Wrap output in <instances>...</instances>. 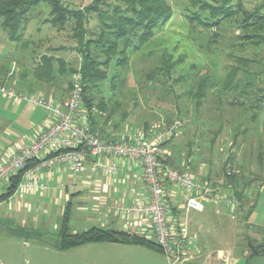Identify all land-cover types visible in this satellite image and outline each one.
Masks as SVG:
<instances>
[{
    "label": "rangeland",
    "instance_id": "374dc122",
    "mask_svg": "<svg viewBox=\"0 0 264 264\" xmlns=\"http://www.w3.org/2000/svg\"><path fill=\"white\" fill-rule=\"evenodd\" d=\"M62 1L69 2L70 5L83 6L89 0ZM107 1L112 2L113 0ZM167 2L171 9L170 20L159 27L145 45L128 54L127 65L123 67L122 71L126 77L125 86L115 89V93L112 94L108 89L109 84L106 78L103 80L95 78L96 85L92 95L95 98V103L103 99L106 108L118 106L113 109L111 120L113 118L114 120L111 125L120 120L121 113L126 114L121 126L110 128L111 125H109L107 131L114 138L132 136L143 131L142 128L145 126H150L149 130L160 129L161 127H156L158 123L179 119L176 116V111L179 110V114L182 115V118L179 119L182 125L179 134L171 140L174 143L175 156L183 159L186 153L191 154V158L195 162L199 161L200 165H204L212 171L209 176L212 180H216L219 176L221 177L222 162L229 154L228 147L231 141L229 134H233L234 127L239 122L243 129L247 128L248 113L241 109L239 111L241 117L233 116L234 110L231 107L225 103L218 105L215 95L217 90L209 93L204 106L195 109L192 102L189 101L188 92L193 90L194 81L204 73L222 78L226 73L227 64L233 61L234 55L248 57L252 54L253 48L247 47L238 51L236 44L239 41H236L232 35L233 27L224 31L218 30L220 36L217 38V42L211 43L209 40L214 29L204 30L196 22H190L188 15L192 14L193 9L188 10L187 0H167ZM260 2L261 0H245V6L252 9L258 6ZM47 13L48 10L45 5H37L33 18L21 33L20 41L10 40L7 33L0 28V75L3 73L6 78V74L9 73L7 80L5 79L6 85H14L22 76L27 75L29 69L43 53L49 52L60 57L67 66L76 67L79 65L80 55L74 49L75 43L71 37V30L68 26L64 29L52 27L43 20L48 16ZM97 23L96 16H90L88 27L95 30ZM199 41L201 45H199ZM135 43L133 42V45ZM172 49L174 57L185 53V58L184 63L174 68L170 77L166 79L163 75H159L156 70L160 64L162 52L164 50L169 52ZM191 63L194 64L193 72L188 70ZM110 72L120 73L121 69L109 67L107 73L110 74ZM55 81L54 86L58 89V93L62 92L67 78L64 76ZM15 89L18 90L17 87ZM19 91L26 93L22 88ZM2 95L0 92V97ZM1 98L5 99L6 97L4 95ZM17 102V104L40 108L46 112L42 107L35 106L28 101L19 100ZM213 114H215L214 119L221 118L222 123L219 124L215 120L210 121V116ZM21 120L26 127V114L21 117ZM40 121V119L35 118L31 122L32 129H39L43 123V120ZM16 123H20V120L16 119ZM236 143L238 146L231 148L230 151L235 152V160L243 165L248 174L246 170L249 157L247 133L241 134ZM191 149L194 150L193 153ZM189 166V171L196 172L191 165ZM202 174L200 175L202 176ZM6 186L5 182L0 185V194L5 191ZM258 193L254 197L256 205L251 212H255L256 220L261 221L264 219V186L259 189ZM58 196V189H52L41 200L36 196L34 197V202L37 204L35 209L37 210L32 212L38 215L42 221V223L35 225L29 219L32 212L30 205L26 202V197H20L18 193L12 199L0 201V258L5 264H28V261L30 264H69L73 262L72 257L68 255L56 257V255L43 253L38 245L40 240H52L57 237L54 223L59 222L58 213L63 202ZM27 210H30L31 213ZM84 213L78 212L73 213V215L83 216ZM88 214L98 215L97 212L91 210ZM202 217L206 223L204 227L198 225ZM187 220L191 228L198 233L199 241L204 242L205 255H202V258H187L186 260L181 258L180 261L169 263L166 256L159 252L161 255L160 259L157 257L159 264H163L162 262H165L164 264H215L217 251L221 250L227 256L235 257L240 253L238 245L241 244V248L245 249L247 239H252L251 233H253V237L260 239H252L256 243L261 242L264 237L262 233L251 231L245 225L228 216L223 218L215 215L209 205H205L200 211H190L187 214ZM70 225L72 229L78 231L82 229L77 219L72 218ZM17 227L38 229L41 233L25 235L14 231ZM24 254L26 259H24ZM208 254L214 257L207 260Z\"/></svg>",
    "mask_w": 264,
    "mask_h": 264
},
{
    "label": "trees",
    "instance_id": "16d2710c",
    "mask_svg": "<svg viewBox=\"0 0 264 264\" xmlns=\"http://www.w3.org/2000/svg\"><path fill=\"white\" fill-rule=\"evenodd\" d=\"M187 1L188 10L193 9L192 14L188 15L190 22H196L204 30L214 29L209 40L211 43L217 42V38L220 36L218 30L224 31L229 27H233L232 35L236 41H239L236 44L238 51H242L247 47L253 48L252 54L248 57L234 55L233 61L227 64L226 73L222 78H218L216 75L212 76L209 73H204L198 77L194 81L193 90L188 92L189 101L197 109L204 106L209 93L217 90L215 95L218 105L225 103L234 110L233 116L238 117H241V113H239L241 109L244 112L247 111L246 113L250 110L252 117L254 108L261 107L264 102V0H261L259 5L252 9L245 6V0ZM41 4L45 5L48 10V16L43 19L44 21L52 27H56V29H64L68 26L71 30V37L75 43L74 49L80 55V63L76 67L67 66L60 57H56L49 52L43 53L30 70L31 80L33 83L38 81L56 82L57 78L65 76L67 82L64 89L69 92L72 74L80 70L82 74L80 109L88 113L87 126L104 139H119L111 137L110 132L107 131L114 120V118L111 120L113 109L118 106L106 108L103 99L95 103V98L92 95L93 88L96 85L94 79L100 78L99 80H103L106 78L109 84L108 89L112 94L115 93V89L125 86L126 77L122 71L123 67L127 65L128 54L145 45L153 37L155 31L170 20L171 9L167 0H113L112 2L89 0L83 6L70 5L69 2L66 3L62 0H0V28L7 33L10 40L20 41L23 29L33 18L37 5ZM92 15L96 16L98 22L95 30L88 27V20ZM133 42H136L135 45H133ZM199 45H201L200 41ZM173 49L169 52L167 50L162 52L160 64L156 70L159 75H163L166 79L170 77V73L174 68L184 63L185 53L178 54L175 58ZM109 67L120 68L121 72H118L119 74L116 72L108 74L107 68ZM193 69L194 64L191 63L188 70L193 72ZM24 76H22L23 80L20 79L12 86L17 87L18 91L22 88L27 93ZM4 79L2 73L0 83ZM176 114L179 119L182 118L179 110L176 111ZM125 116L124 112L121 113L120 120L115 121L110 128L121 126ZM214 116L215 114L210 116V121L215 120L219 124L222 123L221 118L214 119ZM218 117L220 116L218 115ZM171 122L167 120L166 123H158L156 127H162ZM149 128L150 126H145L142 130L146 131ZM219 129H221V126H219ZM246 133L247 128L243 129L242 124L239 122L234 127L233 134H229L231 136L228 147L229 154L222 162L221 176L225 175L228 164L236 166L237 171L226 176L223 188L236 196L238 220L249 227L246 220L254 204L251 200L253 198L251 192H249V187L255 177L245 172L243 165L235 160V152L230 151L231 148L238 146L236 143L238 137ZM123 138L127 139L128 137ZM171 140L166 142L165 146ZM192 151L194 150L191 149ZM189 157L191 158V154L186 153L180 162L178 158L177 160L172 155L167 154L161 162L163 165L175 168L180 172L190 173L191 171L187 169V165L190 164L187 161ZM257 159L260 169L264 170L263 158L259 156ZM34 163L35 160L30 161L24 169L10 177L7 192L0 195V199H6L14 192L22 179L24 170ZM201 179L212 181L209 175ZM261 181L260 183H264V178ZM68 223L69 216L66 211L57 232L58 242L56 247L60 250L70 249L88 242L111 240L140 244L161 251L154 240L139 235L128 234L123 231L114 232L101 227H91L82 232L71 233ZM14 231L25 235L41 233L38 229L27 227H17ZM250 240L252 243H256L254 240ZM246 248L247 246H245ZM258 254L264 256L263 240L259 242Z\"/></svg>",
    "mask_w": 264,
    "mask_h": 264
},
{
    "label": "crops",
    "instance_id": "0c3cea01",
    "mask_svg": "<svg viewBox=\"0 0 264 264\" xmlns=\"http://www.w3.org/2000/svg\"><path fill=\"white\" fill-rule=\"evenodd\" d=\"M27 75L24 79L26 82V90L28 91L26 94L49 96L55 101H61L68 94V91L65 89L58 93V89L55 88L53 81H38L33 83L31 76H29L30 74L28 75L29 77ZM1 97L0 156L7 158L10 154L17 152L22 145L36 138L40 129L44 126H48L52 120L51 117H48L46 112H43L40 108H32L28 105L23 106L22 104H17L18 102L12 101L10 98L7 99V96H5V99ZM25 114L26 127L22 124L23 122L21 120V117ZM252 114L253 119L251 117V111L248 110L247 135L249 144L247 146V151L249 157L246 170L255 177V180L249 187V192H251L250 194L254 200V207L256 205L254 197L259 194V189L264 186V183L258 185L264 178V170L260 169L257 159L261 156L264 161V102L261 107L254 108ZM35 118L41 121L43 120V123H41L42 125L37 130L31 127V122L34 121ZM16 119L18 121L20 120V123H16ZM170 143H172V141L169 142V146H165V149L168 154L177 159L175 150L173 149L174 143L171 145ZM178 159L180 162L183 160L181 158ZM103 160L107 163L111 161L117 163L118 170L116 174L111 175L106 173L100 166L93 164L92 158H88L85 165L77 171H71L65 164H57L37 174V179L46 184L44 187L27 190L20 188L18 183L14 192L6 199H0V201L12 199L19 193L20 197H26V202L30 205L31 212H34V210H37L35 209V205H37L34 202L35 196L41 200V198L49 194L52 189H58V197L61 198L63 202L59 208V222L57 224L54 223L56 234L61 219L67 211L71 233L82 232L91 227H101L114 232L123 231L128 234H135L154 240L150 222L147 218L136 214L119 213L115 210L118 205L129 206L131 204H139L147 199V189L142 179V165L140 161L136 159L109 157H104ZM187 161L188 163L190 162V164L187 165V169L189 170V165H191L196 172L191 171L190 173L197 178L207 177V175H210L212 172L204 165H200L199 161L195 162L190 157ZM201 173H203L202 176L200 175ZM6 185L5 191L0 195L7 192L9 182H6ZM18 187L19 190H17ZM184 195L185 192L173 184H168L165 188L167 219L171 231L177 232L182 226H185L188 236L192 239L182 250L181 258L184 260L187 258H202V255L204 256L206 252L204 242L202 241L201 243L199 241L198 233L191 228L187 220V214L190 211H200L205 205H209L215 215H219L223 218L228 216L234 221L245 225L238 220V213L234 212L236 208L234 209L231 206L224 207L222 212H217V203L204 200L200 209H187ZM90 210L95 213L97 212L98 215L88 214ZM27 211L30 212V210ZM77 211L85 213L83 216H79L78 214L74 216L73 213L76 214L78 213ZM33 212L30 214L29 218L33 224L42 223L38 215H35ZM183 213L184 216H182ZM72 218L77 219L82 229L78 231L71 228L70 222ZM256 218V213L253 211L250 212L246 220L248 226L257 225L264 228V219L257 221ZM248 221L251 222L249 223ZM198 225L202 227L206 225L205 221H203V217ZM249 227H247V229H249ZM252 234L253 233L250 234L252 239H258L253 237ZM57 242L58 235L52 240H40L38 245L41 247V252L43 253L56 255V257H60V255L72 257L73 262L69 264H159L157 257L159 258L161 256L159 252L163 253L162 250L159 251L144 245L111 240L88 242L70 249L60 250L56 247ZM238 246L240 253L235 257L227 256L221 250L217 251L215 253V264H228L240 258L245 249L241 248V244ZM25 254L24 259H26ZM206 257L207 260H209L214 256L208 254ZM180 259L175 261H180ZM0 260L2 261L1 258ZM168 262L170 263V261ZM162 263L164 264L165 262ZM3 264L5 263L3 262ZM28 264H30V261H28Z\"/></svg>",
    "mask_w": 264,
    "mask_h": 264
},
{
    "label": "built area",
    "instance_id": "2783aa9c",
    "mask_svg": "<svg viewBox=\"0 0 264 264\" xmlns=\"http://www.w3.org/2000/svg\"><path fill=\"white\" fill-rule=\"evenodd\" d=\"M9 76V73L6 74ZM7 77L5 78L7 80ZM4 79V80H5ZM0 83V92L13 101H28L42 107L52 122L40 129L36 138L22 145L17 152L4 158L0 156V185L9 182L25 166L19 187L27 190L44 187L37 174L57 164H65L71 171L81 169L88 158L108 174H116V162H105L104 157L139 160L142 165V179L147 189V199L139 204L118 205L115 210L124 214H136L149 220L154 241L161 248L170 263L181 258L182 250L192 240L185 226L172 232L167 219L165 188L173 184L185 192L187 209L198 210L204 200L218 204L217 212L224 207L236 208V196L223 188L226 176L237 171L234 164H228L225 175L216 180H204L189 172H180L163 165L161 160L168 154L165 143L175 138L181 128L179 119L157 130L137 132L128 138L107 140L87 126L88 113L80 109L82 74L77 70L71 77V89L61 101L52 97L29 96L12 85ZM236 212V209L234 210ZM0 264L3 262L0 260Z\"/></svg>",
    "mask_w": 264,
    "mask_h": 264
},
{
    "label": "water",
    "instance_id": "95a60500",
    "mask_svg": "<svg viewBox=\"0 0 264 264\" xmlns=\"http://www.w3.org/2000/svg\"><path fill=\"white\" fill-rule=\"evenodd\" d=\"M249 229L251 231L260 232L264 236V228L260 226L252 225L249 227ZM246 242L247 248L242 252V256L228 264H264V256L258 254L259 243H252L250 239H247Z\"/></svg>",
    "mask_w": 264,
    "mask_h": 264
}]
</instances>
